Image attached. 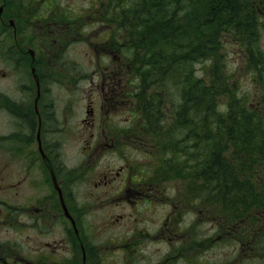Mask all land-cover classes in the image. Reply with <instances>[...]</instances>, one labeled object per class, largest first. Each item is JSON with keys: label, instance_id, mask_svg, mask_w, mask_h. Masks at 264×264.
Instances as JSON below:
<instances>
[{"label": "flooded vegetation", "instance_id": "obj_1", "mask_svg": "<svg viewBox=\"0 0 264 264\" xmlns=\"http://www.w3.org/2000/svg\"><path fill=\"white\" fill-rule=\"evenodd\" d=\"M251 2L257 14L256 47L243 42L236 47L238 65L251 75L252 86L238 98L264 115V0ZM115 5L108 0L96 8L88 4L89 14L74 16L77 8L63 9L60 0H0V264H108L110 256L115 257L112 264H143L145 247L156 243L167 249L154 264H264V243L257 245L244 225L224 218L214 223L218 236L213 238L214 243L227 241L229 250L205 260V208L198 207L201 215L190 220L194 195L172 192L170 160L166 166L153 160L162 141L153 114L154 121L148 120V114L135 112L133 102L125 115L127 100L137 98L141 83L134 81L139 75L126 51L125 18L100 15L102 9L114 14ZM89 17L101 21L103 29L93 28ZM74 36H85L96 58L87 71L80 123L88 136L80 161L69 163L65 142L77 135L78 82L76 68L62 65L61 47L63 39ZM62 72L72 73L64 84V105ZM95 152L116 154L119 163L97 166ZM95 168L86 196L100 203L95 226L104 238L99 244L90 233L93 212L73 204V188L87 182Z\"/></svg>", "mask_w": 264, "mask_h": 264}, {"label": "trees", "instance_id": "obj_2", "mask_svg": "<svg viewBox=\"0 0 264 264\" xmlns=\"http://www.w3.org/2000/svg\"><path fill=\"white\" fill-rule=\"evenodd\" d=\"M111 1L119 4L112 6L116 17L122 15L129 26L127 55L138 47L145 50L148 73L142 79L171 76L184 89L182 107L175 112L180 126L173 134L175 161L188 159L180 178L197 197L204 193L211 207L221 204L238 219L250 216L253 227H259L256 219L264 217V115L233 92L221 108L228 76L218 67V50L227 40L237 36L245 46L256 47L252 0ZM206 59L213 70L205 82L195 75L194 63Z\"/></svg>", "mask_w": 264, "mask_h": 264}, {"label": "rangeland", "instance_id": "obj_3", "mask_svg": "<svg viewBox=\"0 0 264 264\" xmlns=\"http://www.w3.org/2000/svg\"><path fill=\"white\" fill-rule=\"evenodd\" d=\"M103 0H60V5L63 6V9H66V7L69 8H77V13H74L72 15H85L89 14V10L85 9L86 5L88 4H93L94 8H96V4H100V2ZM106 1V0H105ZM111 1V0H108ZM119 6L115 5V7ZM71 11L70 9H68ZM73 10V9H72ZM116 12V11H114ZM101 16H108L106 9H102V14ZM117 16V13L114 14ZM122 16V15H121ZM118 16V17H121ZM89 22H93V28L97 29H103L104 25L101 24V21L93 19L90 20V17L88 19ZM87 21V22H88ZM127 30H129V26L125 27V34L127 33ZM85 37V36H84ZM84 37H71L70 39H63L62 41V47H61V60H62V65H67L70 69V67H75L77 70L76 72V79H77V86H76V95L77 99L75 102V108L76 112L78 114V126H77V135L76 138L74 137L71 141L65 142V145L67 146V150L65 148V151L70 157V160L68 162L70 163L72 160L74 161H80L82 153L80 146L82 145V140L86 136H88V133L85 131L86 127L83 125L81 126L80 123L82 116L85 114V104H86V86L87 83L89 82V75L90 73H87L89 69H91V66H93V63L95 60V54L92 51L91 46L88 45L87 41L85 40ZM236 41L238 43H236ZM125 42L129 43V41L125 37ZM240 39L239 37L236 36L235 40H232V43H230V40H227L225 45L220 46V49L218 50V54L220 55L219 60H218V67L222 68L223 72L228 76V79L226 80V86L228 90L230 89L234 91H229L227 93H224L223 101L221 103V108H224L222 106L223 103L225 102H230L231 98V92H233V95L236 96L237 98L240 96L243 90H246V88L252 86L251 83V75L246 74L247 70L244 67V65H238L240 58H238V48L236 47L237 44H239ZM261 44L263 45L264 49V29L262 30V41ZM87 51H90L89 54ZM91 53H93V57H91ZM129 58L131 61H135L132 65H135V72L136 74L139 75L138 78L134 79L137 83H141L139 86V95L137 98L135 96H132L127 100V103L125 105V115L127 116L126 113H129V108L132 106L133 102L135 105V112H143L144 114H148L147 119L150 120L152 118V115L155 118L154 124L156 123V132L158 133V141H161L158 144H161L158 146L157 149V160L156 157L153 155V160L158 161V165H164L165 160L167 159L168 165L170 166L171 170L169 169V172L171 173L170 175L172 176V180L170 181L171 186L170 188L172 189V192L178 194L181 192H187L191 193L193 191V187L186 185V181L180 178V174L184 169L186 168V164L188 163L187 157L184 159L183 162L178 161V163L175 161V156H174V143H173V134L174 131L178 129L180 126V123L177 122L178 120L176 119L178 109L182 107V94L184 92V89L182 88L181 85L175 82L174 77L171 76H161L158 79H155L154 81H146V79H142V76L145 77V74L147 75L148 73V68L146 63V57H145V50L142 49L140 50L139 47L137 49V52L134 55H129ZM130 61V60H129ZM221 63V64H220ZM211 64V66H210ZM131 65V66H132ZM240 67V68H239ZM213 70L212 68V62L209 60H203V61H197L194 63V73L196 76L203 78V80L210 81L209 80V73H211ZM72 73L70 72H62L61 75V82H62V105L65 104L66 98L68 97V94L64 88V84H66L71 76ZM155 77V76H154ZM152 80V79H151ZM254 85V84H253ZM256 85V83H255ZM141 96V100H140ZM221 96H218L220 98ZM253 96V93H252ZM149 97V101H144L143 98ZM179 105V106H178ZM153 109L152 111L150 110L147 112L146 108ZM154 107V108H152ZM155 109V110H154ZM147 112V113H145ZM155 127V126H154ZM85 129V130H84ZM167 136L166 142L163 143V140H165V136ZM103 156V157H102ZM93 160L94 164L97 166H102L106 164L107 161H111L112 163H119V158L116 154H110L107 153L105 156L101 154L100 156H97V152L93 153ZM178 160V158H177ZM78 164V163H77ZM155 165V164H154ZM156 166V165H155ZM175 166H178L177 168ZM175 167V168H174ZM184 168L182 170V168ZM174 168V172H172ZM181 168V169H180ZM96 172V173H95ZM78 173V172H77ZM76 173V174H77ZM90 179L87 182H80L78 181L77 185L73 188V191L76 194V198H74L73 204H77L78 207H81L83 209H87V211H91L93 213H89L88 219L92 222L93 226L90 229V233L92 234L91 238L92 240L96 243L99 244L101 240L104 238V234L100 233L95 225L98 224L97 220V213L101 207L100 203L98 205L97 202L94 203V200L87 194L86 191L90 188H93L92 180L93 178H96L97 175V169L91 170L88 173ZM201 179V177H200ZM170 183L165 184L167 186L170 185ZM173 186V188H172ZM189 193V194H190ZM193 199L190 202V209L193 211L194 214H190V220L197 218V214L201 215L199 213V208H205V216H206V221H205V229H206V236H207V243L205 246V260L206 261H211L215 260L221 257L222 253L226 252L229 250V244L227 241L223 240L221 242H216L214 243V238L218 236V232L216 228H213L214 223L216 222L217 218L221 220L222 218L227 219V221H230L231 219L233 220L234 223H242L245 227V229L250 230L253 234V241L257 242V245L260 244L257 239L260 237V232L258 233L259 230L264 228V217L263 218H257L256 220H261V227L254 228L252 225V217L248 216L247 218H237L236 212L227 210L224 211L221 207V204H215L214 206L211 207L209 202H207L206 196L204 193L200 194L199 196H202L201 198L198 197L194 194ZM191 197V198H192ZM204 197V199H203ZM195 198V199H194ZM95 199V198H94ZM90 203L91 205L87 206V204ZM199 207V208H198ZM209 207V208H208ZM257 213H263V212H257ZM236 215V217L234 216ZM234 216V217H233ZM199 223V220L198 222ZM119 227H116L115 230H118ZM197 229V227H196ZM114 231V230H113ZM264 231V230H262ZM62 232V239H64L67 236V233L63 230V227L61 229ZM264 235V233H263ZM63 243L61 244L62 249L61 253L62 256H66L69 254V249L66 246L65 240L62 241ZM261 246V245H260ZM167 249V245L165 243H156V244H150L147 247H145L142 256H143V264H154L157 259H160L165 256V252ZM261 250V248H259ZM262 251V250H261ZM195 253H193L194 255ZM192 253L190 254V258H194ZM69 256V255H68ZM99 256V255H98ZM103 252L101 254V258L103 257ZM112 258L115 257H109L106 258V261L108 264H112ZM111 259V263L108 261ZM258 261V260H257ZM101 264H107L105 260H99Z\"/></svg>", "mask_w": 264, "mask_h": 264}, {"label": "water", "instance_id": "obj_4", "mask_svg": "<svg viewBox=\"0 0 264 264\" xmlns=\"http://www.w3.org/2000/svg\"><path fill=\"white\" fill-rule=\"evenodd\" d=\"M63 202H64V200H63ZM65 208H66V206H65Z\"/></svg>", "mask_w": 264, "mask_h": 264}, {"label": "bare ground", "instance_id": "obj_5", "mask_svg": "<svg viewBox=\"0 0 264 264\" xmlns=\"http://www.w3.org/2000/svg\"><path fill=\"white\" fill-rule=\"evenodd\" d=\"M165 2V1H164ZM166 3V2H165Z\"/></svg>", "mask_w": 264, "mask_h": 264}]
</instances>
